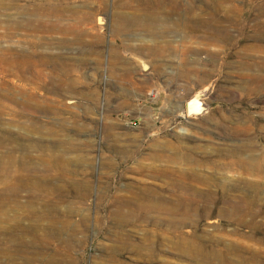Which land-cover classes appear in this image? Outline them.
Segmentation results:
<instances>
[{
    "label": "rangeland",
    "instance_id": "obj_1",
    "mask_svg": "<svg viewBox=\"0 0 264 264\" xmlns=\"http://www.w3.org/2000/svg\"><path fill=\"white\" fill-rule=\"evenodd\" d=\"M216 1L193 0L190 14L152 13L147 0H0V47L22 70L0 69V193L16 189L0 198V264H264V0ZM209 19L227 36L196 22ZM166 143L208 155L194 171L232 191L194 176L201 198L172 189L178 166L151 162ZM235 147L260 167L213 166ZM241 195L253 228L217 216Z\"/></svg>",
    "mask_w": 264,
    "mask_h": 264
},
{
    "label": "bare ground",
    "instance_id": "obj_2",
    "mask_svg": "<svg viewBox=\"0 0 264 264\" xmlns=\"http://www.w3.org/2000/svg\"><path fill=\"white\" fill-rule=\"evenodd\" d=\"M183 1L187 4H183ZM193 0H147L146 4L149 7V9L151 10L152 13L155 12H162L163 10H160L161 6L163 7L164 5H166L169 9L170 13H178L180 10L182 9H187L190 13V11H193V7L190 5L192 3ZM157 3V4H156ZM224 1L223 0H218L216 1V3H214L215 9L216 11H221L224 9ZM153 7H156L155 9H153ZM191 14V13H190ZM193 16V15H192ZM99 24H102L104 22L103 18H99L98 20ZM215 19H209L206 21H200L197 20L196 22H198V24L200 23V26L202 25L203 27L206 28V30L211 31L212 33H218V35L221 38H224V36H227V31L223 26H220V28H216L215 26H213V23ZM14 25H17V23L15 22ZM147 25L151 26L152 25V21L150 22V20L147 21ZM147 26V27H148ZM264 30V26L261 27ZM54 31H64L66 32V28L62 27L60 24H56L53 26ZM3 38V35L0 34V39ZM257 39H261L260 38V34L257 35ZM18 59V55L15 51H11L10 54H5V52L3 51V49L0 47V69L1 71L4 72L5 70V66L8 67L6 70L9 71L10 73H20L21 68H19L18 66V70H11L12 67H14V65L17 63ZM23 62H18V65H20ZM45 64H51L53 62H43ZM11 68V69H10ZM142 71H146L148 69V65L147 64H142L141 65ZM199 72L197 70H187V71H183L182 75L186 76L190 79L194 78L197 79L199 76ZM208 76V75H207ZM204 80H202L201 82H203ZM187 108H188V112H198L201 108L200 104L198 102H196L195 100L190 101L189 103H187ZM181 142L187 144L189 142V138L187 137H182L181 138ZM152 146H155V144H152ZM155 147H159V145L155 146ZM162 150H167L168 155H156L153 154L151 156V162L152 163H156V162H162V161H167L170 162L172 164H175L176 166H178V168H174L170 171H168L169 176L167 177V172L165 169H163L161 166H151V167H146L145 172L147 173V175L151 176V177H170V186L172 189H178V190H184L186 192H189L193 198L194 201L198 198H201V196L198 195V193L193 190L190 187H187V181L185 180L186 178H191L192 176H194V179H202L204 180L205 183L208 184V186L211 187H215L217 188L219 191H221L223 194H227L230 193L232 191L231 188H228L225 182L223 181H214L211 180L212 182L208 181L206 182V179H204L202 176H198L196 174V172L194 171V169H196L197 167H201L202 165H204L205 163L208 162L209 159H211L208 155L206 156H196L193 154V151L191 150L190 147L185 146V148H182L180 146L177 145H172V144H164L161 148ZM200 149V148H199ZM170 153H169V152ZM219 156H225L226 158L228 157H236V159H231V160H226V158L217 160H214L213 166L215 168L218 169H227L229 167H242V168H246V167H251L253 169H258L260 167L258 161L254 158H249V159H241V155L243 154V149H240L239 147H235V148H228L227 150H225V152L222 154V152H219ZM123 154H125V150L123 151ZM238 157V158H237ZM182 167H193V169L191 170V172H183L180 171L179 168ZM5 167L3 165H0V180L2 178V180H5V178H7L8 174H4L5 172ZM10 176H8L9 178ZM16 191V189L14 190ZM12 190V192L10 193H0V198L2 199H6L9 200L11 198L12 195L15 194ZM256 191V188H255ZM254 191V193H255ZM210 198V195L208 194L206 196V202L208 201V199ZM233 200H237V203L240 204V207L238 209H230V208H226L223 209L222 211H220V213H218V217L220 218H225L228 219L229 222H234V223H238L239 225L242 226H248V227H255L256 226V221L255 218L257 217L258 213L254 212L253 209L249 208V204H247L246 201V197L245 195H241L238 198H234ZM233 202V201H232ZM189 206L186 204H177V205H173V204H167L165 205V209L167 211H181V210H187V211H191L188 209ZM210 213L206 214V216H209ZM247 217H249V219H247ZM178 251L182 254H186L189 255L190 257H194L195 259H197L198 257H200L201 255V251L197 248V247H183V246H178ZM198 256V257H197ZM204 260V258H202ZM230 264V263H229ZM244 264V263H243Z\"/></svg>",
    "mask_w": 264,
    "mask_h": 264
}]
</instances>
